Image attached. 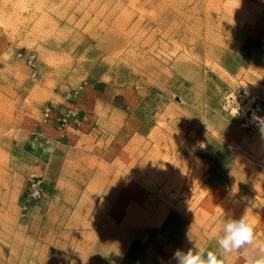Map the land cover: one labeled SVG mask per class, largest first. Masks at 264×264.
I'll return each mask as SVG.
<instances>
[{"label": "rangeland", "instance_id": "374dc122", "mask_svg": "<svg viewBox=\"0 0 264 264\" xmlns=\"http://www.w3.org/2000/svg\"><path fill=\"white\" fill-rule=\"evenodd\" d=\"M263 31L264 0H0V264H246L212 234L264 241ZM78 85L68 143L41 113Z\"/></svg>", "mask_w": 264, "mask_h": 264}, {"label": "clouds", "instance_id": "9594fccd", "mask_svg": "<svg viewBox=\"0 0 264 264\" xmlns=\"http://www.w3.org/2000/svg\"><path fill=\"white\" fill-rule=\"evenodd\" d=\"M222 254L244 249L246 264H264V241H257L254 224L245 214L240 218L225 219L219 232L212 234ZM176 264H224L213 251L195 247L187 252L176 250Z\"/></svg>", "mask_w": 264, "mask_h": 264}, {"label": "built area", "instance_id": "2783aa9c", "mask_svg": "<svg viewBox=\"0 0 264 264\" xmlns=\"http://www.w3.org/2000/svg\"><path fill=\"white\" fill-rule=\"evenodd\" d=\"M264 38V31H263ZM19 55H22L21 53ZM35 58L34 53H29L26 59L32 65V76L35 79L36 69L32 62ZM82 89V85H78L66 92L64 102L70 104L61 107L55 106L52 103L45 104L42 108L41 120L43 123L52 125L59 139H65L69 133L74 130H80L82 124L87 121V114L74 107V99L78 97ZM263 118V117H262ZM44 182L40 175H33L28 178L26 187V200L25 203L38 200L44 196ZM26 206H23L25 208Z\"/></svg>", "mask_w": 264, "mask_h": 264}, {"label": "crops", "instance_id": "0c3cea01", "mask_svg": "<svg viewBox=\"0 0 264 264\" xmlns=\"http://www.w3.org/2000/svg\"><path fill=\"white\" fill-rule=\"evenodd\" d=\"M104 88H105V86H103V88H97V90H95L96 92H94V95L95 96H97V97H95V99H94V103L96 102V100L98 99V98H100L101 100H103V101H109V103L107 102L106 104H108V105H112V106H118L117 108H119V109H121V104L119 103V100H118V95H116L111 101L109 100V98H105V100L104 99H102L103 97H102V92L104 93L105 92V90H104ZM101 96V97H100ZM74 132L73 133H69L66 137H65V139H64V141L65 142H70V143H72L73 141H74Z\"/></svg>", "mask_w": 264, "mask_h": 264}]
</instances>
